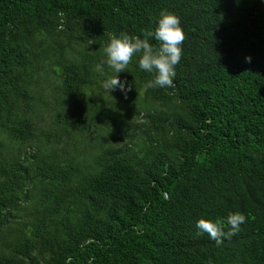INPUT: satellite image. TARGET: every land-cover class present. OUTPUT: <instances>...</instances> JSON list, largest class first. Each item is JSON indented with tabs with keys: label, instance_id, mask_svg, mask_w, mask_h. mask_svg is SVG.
Here are the masks:
<instances>
[{
	"label": "trees",
	"instance_id": "obj_1",
	"mask_svg": "<svg viewBox=\"0 0 264 264\" xmlns=\"http://www.w3.org/2000/svg\"><path fill=\"white\" fill-rule=\"evenodd\" d=\"M163 9L174 87L138 53L105 91L108 34ZM0 264H264V0H0Z\"/></svg>",
	"mask_w": 264,
	"mask_h": 264
},
{
	"label": "clouds",
	"instance_id": "obj_2",
	"mask_svg": "<svg viewBox=\"0 0 264 264\" xmlns=\"http://www.w3.org/2000/svg\"><path fill=\"white\" fill-rule=\"evenodd\" d=\"M141 36H130L121 33L119 36L109 33L108 42L104 46L105 63L113 69L115 75L109 76L102 82V88L109 90L120 89L123 93L128 91L127 82L121 81L117 73L126 71L132 57L139 53V67L153 73V79L147 82V88H172L173 78L176 75V66L182 57V47L185 34L181 27L180 18L174 13L161 10L154 30H145ZM154 38L157 45L149 42ZM250 62V57L245 58ZM102 71V65L96 66ZM246 222V216L239 211L229 212L224 220L214 222L204 218L196 221L197 235L208 234L209 238L220 245L225 239L237 234L240 226ZM225 225L228 230L225 231Z\"/></svg>",
	"mask_w": 264,
	"mask_h": 264
}]
</instances>
